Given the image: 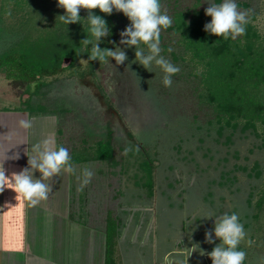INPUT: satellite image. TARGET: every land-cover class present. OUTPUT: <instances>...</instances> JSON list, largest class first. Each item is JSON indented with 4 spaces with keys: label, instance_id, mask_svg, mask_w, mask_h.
<instances>
[{
    "label": "rangeland",
    "instance_id": "374dc122",
    "mask_svg": "<svg viewBox=\"0 0 264 264\" xmlns=\"http://www.w3.org/2000/svg\"><path fill=\"white\" fill-rule=\"evenodd\" d=\"M160 2L173 23L174 11L189 10L190 18V10L205 11L222 0ZM235 2L264 39V0ZM79 14L85 22L87 10ZM60 15L57 0H0V55L30 49L65 29ZM117 23L115 47L128 57L123 65L110 57H80L69 67L65 58V69L42 77L40 89L0 67V108L31 107L46 129L57 132V147L79 159L71 162L73 173L44 181L53 197L64 195L57 206L68 209L69 186L74 217L101 229L111 221L114 264H212L207 253L220 243L215 220L236 214L246 233L238 246L244 264H264V124L242 129L215 116L174 29L160 35V55L180 69L165 87L159 66L145 69L135 48L120 44L130 24L122 12ZM107 139L111 158L95 159L98 143ZM86 169L93 175L82 187ZM206 231L214 243L205 241Z\"/></svg>",
    "mask_w": 264,
    "mask_h": 264
},
{
    "label": "trees",
    "instance_id": "16d2710c",
    "mask_svg": "<svg viewBox=\"0 0 264 264\" xmlns=\"http://www.w3.org/2000/svg\"><path fill=\"white\" fill-rule=\"evenodd\" d=\"M93 11L106 20L110 30V35L101 40L102 48L114 49L118 12L113 10L111 15H106L98 9ZM190 12L188 18L189 10L174 11L171 28L178 32L188 60L198 70L194 74L200 78L215 116L225 124L240 123L242 129L251 128L256 122L264 124V92L259 95L261 88L264 91V39H260L250 21L245 26V34L236 39L217 37L204 30V25L210 22L205 11L192 9ZM64 25L65 29L57 30L30 49L2 53L0 67H5L6 75L23 84L35 83L40 89L44 85L40 82L42 77L65 69L62 65L65 58L70 60L69 67L80 57L88 58L91 45L86 49L82 42L87 36L91 38L88 20ZM110 158V140L99 142L95 159ZM76 161H79L76 157L71 159V162ZM108 225L105 264H114L111 255L115 231L111 221Z\"/></svg>",
    "mask_w": 264,
    "mask_h": 264
},
{
    "label": "clouds",
    "instance_id": "9594fccd",
    "mask_svg": "<svg viewBox=\"0 0 264 264\" xmlns=\"http://www.w3.org/2000/svg\"><path fill=\"white\" fill-rule=\"evenodd\" d=\"M57 6L64 9V15L60 20L66 24L79 23L81 9L87 10L90 37L82 40L85 48L91 45L90 54L86 61H105L107 57L115 60L116 65H123L128 59L127 54L119 46L114 49L101 48V39L110 35L107 22L93 10L111 15L113 10L122 12L130 21V24L120 33V44L125 48H135V58L145 69L153 63L159 66L164 73L163 84L171 87L172 77L180 69L160 55L161 31L172 25V19L166 13L161 12L160 0H57ZM10 15V13H9ZM205 15L211 17V21L204 25V30L217 37L236 39L245 34L248 18L245 12L240 11L235 0H222V3H209L205 9ZM145 45L148 54L140 46ZM129 65L126 67V69ZM23 127H30V122L21 121ZM36 155L29 157L28 167L18 174H14L11 182L17 195L30 202L32 206L48 198L50 186L45 183L56 177L61 171L73 173L75 171L68 150L56 146L54 136H49L41 144L34 146ZM38 171L41 176L35 178L33 173ZM93 173L87 169L84 172L82 187L87 185ZM4 169L0 170V192L4 190ZM214 235L220 241L211 252L207 253L212 264H244L246 253L238 250V246L245 239L246 233L236 214H225L215 220ZM205 241L214 243L213 233L206 231Z\"/></svg>",
    "mask_w": 264,
    "mask_h": 264
},
{
    "label": "crops",
    "instance_id": "0c3cea01",
    "mask_svg": "<svg viewBox=\"0 0 264 264\" xmlns=\"http://www.w3.org/2000/svg\"><path fill=\"white\" fill-rule=\"evenodd\" d=\"M41 120L25 108H0V170L8 178L0 192V264H105L109 222L101 229L74 217L69 186L68 209L57 206L64 195L59 199L50 192L32 206L14 191L12 177L28 167L29 157L36 155L34 146L49 136L57 146V132L46 129ZM33 175L41 176L38 171Z\"/></svg>",
    "mask_w": 264,
    "mask_h": 264
}]
</instances>
